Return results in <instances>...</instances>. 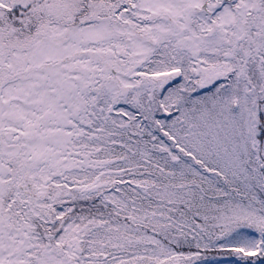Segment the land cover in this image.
<instances>
[{"label":"snow or ice","instance_id":"obj_1","mask_svg":"<svg viewBox=\"0 0 264 264\" xmlns=\"http://www.w3.org/2000/svg\"><path fill=\"white\" fill-rule=\"evenodd\" d=\"M0 264H264V0H0Z\"/></svg>","mask_w":264,"mask_h":264}]
</instances>
